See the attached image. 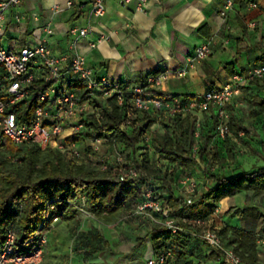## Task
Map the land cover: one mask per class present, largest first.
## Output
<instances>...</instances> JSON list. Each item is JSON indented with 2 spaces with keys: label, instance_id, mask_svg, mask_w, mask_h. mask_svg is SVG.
<instances>
[{
  "label": "trees",
  "instance_id": "1",
  "mask_svg": "<svg viewBox=\"0 0 264 264\" xmlns=\"http://www.w3.org/2000/svg\"><path fill=\"white\" fill-rule=\"evenodd\" d=\"M251 82L256 84L260 91H255L251 86L244 87L250 114L251 116L255 114L256 108L264 114V81L263 84L261 79ZM57 83V79L47 81L43 75L36 79L30 87L29 97L13 109L19 124L31 118L34 111L44 105L42 97L50 95ZM119 84L128 87L123 83ZM72 86L85 90L81 82ZM97 90H87L83 93L81 102H89L93 112L81 115L83 131L70 135L65 142L71 145L87 139L106 140L119 148L122 154H127L124 157L127 165L137 168L141 176L137 179H123L118 161L108 162L105 173L97 174L85 164L78 165L68 161L64 152L57 148L42 149L35 145L20 147L5 134L0 133V255L10 230H14L18 235L16 246L18 253L28 255L36 248L42 247L46 264H66L65 257L68 251L72 254L83 253L87 257L113 252L104 235L105 224L117 223L124 213L133 211L144 203L145 190L150 189L153 191L154 200L164 203L169 210V216L176 220L180 228L178 232H174L162 224L165 217L155 213L154 216L161 222L156 223L151 218L154 225L150 230V238L156 254L171 252L173 257H178V262L187 261L185 257L188 256V236L199 239L210 247L198 235L200 228L192 224L193 220L209 221L220 210V203L224 199L236 197L243 192L251 193L253 197L260 196L264 205V165L232 175L224 168H220L218 173L206 170L213 185L193 197L191 202L187 197L176 194L174 181L166 171L163 180L166 197L159 198L157 192L151 188L149 173L151 166L147 153L141 158L138 155L141 143L144 140L148 141L146 133L155 123L154 119L149 116L139 117L140 113L136 112L134 124L127 125L132 96L129 94L128 101L120 105L117 95L107 98L103 96L101 90L98 92ZM153 94L165 98L160 93ZM59 95L60 92L57 90L53 101L50 99L48 103L53 104ZM213 118L217 130L218 115L213 114ZM197 123V117H171L165 113L159 114V124L164 128L165 134L155 133L153 140L156 141L161 154L171 164L192 169L198 164L199 158L207 154L213 135H207L196 153L195 147L199 145L200 140L197 136ZM245 125L246 121H243L231 125L230 129L232 128L234 134L239 136L243 132L249 133ZM227 142L230 152L233 153L231 140ZM262 144L264 148V139ZM251 148L255 154L262 155L261 151ZM83 203L93 223L89 231L82 229L80 220L83 215L81 212ZM232 216L239 218L242 224L217 228L224 246L239 254L243 258V264H264L261 263L258 248L259 241L264 238V209L246 203L238 206L232 212ZM56 219L60 223L55 224ZM260 221L263 223L257 229ZM76 232L78 235L73 244L71 241ZM44 236H47L48 240L42 245ZM146 240L139 237L138 245L142 246ZM211 250L215 259L222 260L220 251L213 248Z\"/></svg>",
  "mask_w": 264,
  "mask_h": 264
},
{
  "label": "crops",
  "instance_id": "2",
  "mask_svg": "<svg viewBox=\"0 0 264 264\" xmlns=\"http://www.w3.org/2000/svg\"><path fill=\"white\" fill-rule=\"evenodd\" d=\"M69 1L21 0L19 5L5 11L0 19V49L19 52L23 47L46 43L56 55L71 51L80 53L86 57L97 82L108 78L129 87L146 85L150 78L169 72L168 81L153 87L150 94L156 92L164 95V99L186 102L199 100L209 90L227 85L235 75L247 74L264 62V0H235V6L227 17L221 14L227 0H133L130 3L105 0L107 10L101 17L92 13L95 0H73V6L67 4ZM251 3H257L258 8H252ZM57 5L61 6L60 9L56 8ZM251 22L256 26L250 27ZM74 26L89 27L92 35L76 38L70 34ZM49 29L54 33L50 34ZM202 44L210 46L211 55L206 60L190 64L196 58L197 47ZM183 69H187V74L179 75ZM43 74L42 69L38 70L37 78ZM260 79L263 84L264 77ZM80 82L85 90L72 86ZM250 86L260 91L253 82H244L228 110L232 107L237 113L243 106L250 113L244 93V87ZM56 88L60 93L75 91L81 97L88 90L86 83L70 72L63 74ZM84 105L87 113L91 105L89 102ZM254 111L253 119L257 118L259 108ZM213 114H217L215 107L208 111L198 110L192 117L198 118L197 126L203 121L204 128L211 130L210 122L215 127ZM243 121L240 118L237 123ZM71 132V128L66 130L65 140ZM87 144L92 146L93 140L71 145L78 150ZM104 145L109 149L111 143L103 140L101 146ZM219 211L209 221L217 220L220 226H241L242 221L232 213L226 215L225 211L218 218ZM120 223H123L122 219ZM139 225L141 233L138 230L129 233L124 225L121 226L119 233L114 235L117 236L115 239L108 232L104 233L113 252L87 257L83 253L68 251L66 264H149L158 257L150 238L152 227ZM90 229L84 227L83 230ZM134 232L137 235L133 240L126 239ZM139 237L147 239L142 246L138 245ZM125 240L129 243L126 244ZM258 248L261 263H264V245L260 249L258 244ZM202 249L201 253L195 254L199 256L198 260L192 257L194 261L182 263L170 258L166 264H228L215 259L207 245H202Z\"/></svg>",
  "mask_w": 264,
  "mask_h": 264
},
{
  "label": "built area",
  "instance_id": "3",
  "mask_svg": "<svg viewBox=\"0 0 264 264\" xmlns=\"http://www.w3.org/2000/svg\"><path fill=\"white\" fill-rule=\"evenodd\" d=\"M133 0H124V3H130ZM21 0H2L0 3V19L5 11L11 7L17 6ZM235 0H227L222 15L227 17L235 6ZM74 5V1L67 3ZM60 5L56 8L60 9ZM251 7L258 8L257 3H251ZM105 0H95L92 6V13L98 17L106 14ZM250 27H255L256 23H249ZM50 34L54 33L49 29ZM70 34L76 38H88L92 35L89 27L74 26L70 29ZM101 39H99L100 42ZM74 44H72V48ZM211 55V48L208 44H202L196 49V58L190 61L206 60ZM42 69L45 80H60L65 72L73 73L83 80L88 90L95 91L101 89L104 97L117 95L120 105L128 101L129 94L132 96V106L128 111L126 124L133 125L136 119V112L139 113H165L171 117L193 116L199 111H208L211 107L217 109L219 118L218 133L226 137L231 133L230 120L231 115L228 106L233 98L240 92L244 82L254 81L264 77V63L252 68L247 74H237L233 81L221 88H213L206 92L199 100L184 101L181 99H163L150 94L153 87L161 86L169 79V72L150 78L146 85L124 87L118 82L111 81L108 78H101L97 82L93 78V70L87 65V59L84 55L76 52L56 55L46 43H41L34 47H23L19 52H13L7 49H0V133L5 134L17 146L35 145L42 149L54 147L62 152L70 154L77 158L81 153L75 149L74 145L65 142V133L68 128L72 129L71 135L82 132L84 125L81 121V115L86 113V106L81 102V96L75 91L60 93L53 104H49L50 95L42 97L44 105L39 106L30 118L29 124H19L17 114L13 110L22 101L30 95V87L37 79V71ZM179 75H186L187 69L180 70ZM57 93L54 87L51 93ZM197 136L200 133L197 132ZM102 139L93 140V149L100 151ZM199 145L195 147L198 153ZM120 166V174L123 179H137L141 176L137 168L129 167L125 158L120 155L117 159ZM107 169V165H105ZM188 191L189 202L197 191V183L192 179L184 182ZM144 203L138 205L133 211L128 212L126 218L136 215L146 214L148 209H153L165 217L162 222L166 227L174 232L179 231L176 220L169 216V210L161 201L154 200L153 191L146 189L144 193ZM82 214L91 216L85 203L81 205ZM156 223H161L155 216L150 215ZM58 219L55 220L57 222ZM192 224L196 227H202L198 235L205 240L208 245L222 253V260L228 264H243V258L232 249L226 248L222 242L217 228L213 227V222L204 220H193ZM17 233L10 230L7 235L4 250L0 255V264H41L43 261L42 247L36 248L28 255L20 254L16 251ZM47 236L42 238V245L47 242ZM173 257L171 252H163L149 264H166Z\"/></svg>",
  "mask_w": 264,
  "mask_h": 264
},
{
  "label": "rangeland",
  "instance_id": "4",
  "mask_svg": "<svg viewBox=\"0 0 264 264\" xmlns=\"http://www.w3.org/2000/svg\"><path fill=\"white\" fill-rule=\"evenodd\" d=\"M54 97L55 92L51 93V101H53ZM240 107L241 108L237 113L235 112V110L232 109V107L229 108V112L231 115L230 127H232L231 125H235L237 123V120L241 118L246 121L245 127L248 129L249 133L243 132L239 136H236L231 128V133L226 137H223L218 133L216 128L212 126L211 122V130H206L203 126V121H201V124L198 125V132L201 134L199 137V147H201L207 135L211 134L213 135V137L209 144L207 154L203 158H199L198 164L192 169H185L178 165L171 164L159 151L156 141L153 140V136L155 133L165 134L164 128L159 124V113H155L152 115L138 114L139 117L149 116L155 121V123L151 126L150 130L146 133V138H148V141L144 140V142L141 143L138 155L139 158H141L145 153H147L151 166L149 171L152 183L151 188L157 192L159 198L162 199L163 197H166V193L163 189L164 173L166 171L169 173L170 178L173 179L174 190L179 196L188 197L191 195V193L188 191L187 185L184 183L186 180L192 179L196 181L197 191L193 195V197H196L199 194L205 192L212 184L211 180L206 174V170L212 171L213 173H218L220 168H225L226 172L232 175L237 174L242 170H250L254 167L264 165V148L262 144V141L264 139V114L261 111L257 112V118L253 119L247 107ZM92 112L93 111L91 107L88 113ZM29 122L30 118H27L24 120L23 124H29ZM227 140H231L233 153H231L229 150ZM251 147H254L258 151H261L262 155L255 154ZM78 151L81 153V156L77 158L72 157L66 152L64 154L66 155L68 161L74 162L78 165L85 164L90 170H94L97 174L105 173V165L108 162L117 161L120 155H122L123 157L127 156V154H122L120 149L112 144L109 149L105 145L103 147L101 146V149L98 152L93 149L91 144H87L85 146H80L78 148ZM4 153L7 154L6 151H4ZM232 156H236V158L233 159ZM8 157L10 156L8 155ZM223 201L222 203H220L221 206L218 218H221L222 214L225 211L226 215H229L238 206L246 203L258 205L264 209V205L261 202V197H253L251 193L247 194L243 192L236 197L227 199L225 203H223ZM155 213L157 212L151 208L148 209L146 214H141L137 217L133 216L130 218H126V215L128 213H124L121 217L123 223H120V219L117 223L105 224L104 233L108 232L109 234H111L110 237L112 236V239H115L117 238V236L114 235H117L116 233H119V228H121V226L123 227V225L125 227V230H127L129 233H133V231L138 230V228H140L139 224H141V227H152L154 224L151 221L150 215L154 216ZM80 220L82 222V229H84V227H90L92 229L93 223L91 221L90 216H88L87 214H83L81 215ZM57 223H60V221L56 222L55 224ZM262 223L263 221H260L257 224V229L260 228ZM213 227L219 229L221 226L216 220L213 222ZM199 228L201 232L202 227ZM138 231L139 233L142 232L141 229H139ZM77 235L78 232L74 233V237L71 241L73 242V244L76 240L75 238L77 237ZM134 235L137 234L134 232L133 236L131 234H128L127 237H124H126V239L129 238L128 240H133L135 238ZM188 239V256H186L185 259L189 261H194L191 260L192 257H196V259L199 257L195 254L196 252L201 253V251H203L202 245H204L205 243L199 239H195L194 237L190 236H188ZM263 242L264 239H262L259 243L261 245L260 249H262L264 245ZM125 243L127 244L129 242H126L125 240ZM173 258L177 259L178 257L174 256L172 257V259ZM181 262L184 263L185 260ZM41 264H46L44 257Z\"/></svg>",
  "mask_w": 264,
  "mask_h": 264
}]
</instances>
